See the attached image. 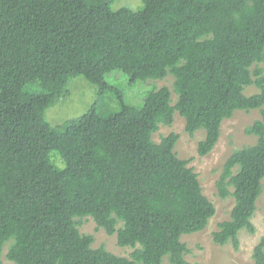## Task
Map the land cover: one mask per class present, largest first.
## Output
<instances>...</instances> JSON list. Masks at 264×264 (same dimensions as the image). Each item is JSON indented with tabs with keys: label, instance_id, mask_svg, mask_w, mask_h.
Here are the masks:
<instances>
[{
	"label": "trees",
	"instance_id": "trees-1",
	"mask_svg": "<svg viewBox=\"0 0 264 264\" xmlns=\"http://www.w3.org/2000/svg\"><path fill=\"white\" fill-rule=\"evenodd\" d=\"M114 1L0 0V264H162L165 256L196 264L185 259L181 236L202 230L214 205L189 159L175 153L178 134L152 140L176 111L188 135L205 130L197 145L203 156L224 119L260 109L245 129L255 143L234 149L215 182L218 196H233L234 204L212 238L237 249L238 232L254 231L264 178V73L251 67L264 62V0H140L135 10L113 9ZM113 70L129 83L172 75V88L130 105L105 79ZM75 75L96 86L84 118L87 130L94 123L104 135L87 132L75 161L66 162L58 143L75 120L53 126L44 115ZM252 84L258 92L244 94ZM52 151L64 156L63 167ZM86 216L132 247L130 256L93 247V235L79 231ZM252 256L264 264V235Z\"/></svg>",
	"mask_w": 264,
	"mask_h": 264
},
{
	"label": "rangeland",
	"instance_id": "rangeland-1",
	"mask_svg": "<svg viewBox=\"0 0 264 264\" xmlns=\"http://www.w3.org/2000/svg\"><path fill=\"white\" fill-rule=\"evenodd\" d=\"M140 0H115L111 7L117 9L122 5H128L135 10ZM261 67L264 73V62L255 63ZM105 79L111 84L122 89L124 101L127 104L142 106L144 98L152 90L162 86L172 88L173 76L167 75L163 79L138 80L129 83L128 76L120 70H113L106 74ZM256 85L246 86L244 94L251 95L258 92ZM96 96V86L88 82L82 75H75L68 80L66 92L56 98L53 104L45 110V119L51 125L61 124L69 119H74V125L67 133L65 140L58 143L62 154H66V162L75 161L77 153L87 143L85 138H94L104 135V130L92 123L90 130H87L85 116L89 111L91 103ZM172 93V102L175 100ZM112 109H117L116 102L111 103ZM264 109V105L262 106ZM261 118L260 109L236 110L230 118L224 119L220 125V136L212 150L206 155H199L197 145L205 136V130L200 128L193 135H188L185 130V120L177 111L174 113L171 125H159V128L152 134V140L159 143L161 137L171 132L178 134L174 145V151L179 158L189 159L188 166H191L197 174L203 194L213 203L215 213L208 219L206 226L197 232L183 234L181 240L186 244L188 252L185 259L196 264H254L253 248L264 235V178L262 179V192L256 201V210L251 218L254 231L249 232L242 229L238 232V248L235 249L231 243L224 245L213 241L212 233L218 229V224L229 219L231 208L234 204L233 196L220 198L217 194L215 182L218 179L222 166L230 153L245 145L254 144L256 136L247 134L246 127L250 126L256 119ZM56 151L50 153L51 160L55 165L63 167L64 158ZM232 190V188H230ZM119 226V225H117ZM82 233L92 234L94 239L92 246H104L106 250L114 254L129 257L133 248L119 246L115 233L108 235L103 228H98L95 221L86 216L82 218L79 226ZM6 251L4 247L3 254ZM3 261H6L3 256ZM140 264V263H137ZM162 264H171L167 257H163Z\"/></svg>",
	"mask_w": 264,
	"mask_h": 264
}]
</instances>
